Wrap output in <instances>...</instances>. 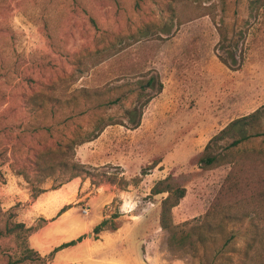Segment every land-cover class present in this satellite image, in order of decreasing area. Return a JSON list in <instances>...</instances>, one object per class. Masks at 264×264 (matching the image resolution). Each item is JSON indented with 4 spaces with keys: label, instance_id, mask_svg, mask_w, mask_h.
Returning <instances> with one entry per match:
<instances>
[{
    "label": "rangeland",
    "instance_id": "1",
    "mask_svg": "<svg viewBox=\"0 0 264 264\" xmlns=\"http://www.w3.org/2000/svg\"><path fill=\"white\" fill-rule=\"evenodd\" d=\"M260 2L0 0V264H49L47 258L38 255L27 257V233L7 232L13 223L21 222L18 212L22 204L30 202L8 198L21 188L33 199L38 190L59 188L73 179L71 170H40L35 164L36 153L71 138H84L100 117L125 119L129 109L155 92L148 87L140 96L135 92L137 79L146 82L150 76H159L163 89L155 97L164 94L167 98L153 101L154 97L145 106L139 137L123 125H111L117 131L106 139L102 153L127 156L134 152L139 155L138 163L145 165L129 167L127 174L112 163L92 165L93 140L76 145L74 159L84 164L80 177L89 178L97 186L108 183L125 190L138 185L156 167L152 164L163 158L148 163L154 141L169 130L196 127V114L191 113L198 111L205 116L198 125L210 129L213 137L233 119L264 105V5ZM222 3L230 25L246 32L241 48L245 62L240 70H231L219 61L215 52L219 33L212 18L205 15L216 4L219 18ZM179 19L185 22L179 23ZM112 50L113 56L90 67L96 55ZM79 67L85 71L78 79L71 78ZM117 96L122 98L119 104L97 108L100 102ZM175 96L193 99L188 101L187 114L169 117ZM197 98H210L211 103L197 102ZM39 101H44V107L36 104ZM185 142L173 144L164 156L175 165L168 175L187 190L173 211L174 222L188 221L189 229L205 223L204 216L231 165L203 169L198 161L204 149L200 145L192 149ZM255 148L264 150V138L244 142L239 149L240 161H252ZM140 196L136 206L152 200L161 210L166 194ZM121 201L116 197L113 205L118 208ZM219 220L217 216V224ZM220 225L214 230L202 225L207 235L203 245L196 242L193 247L188 243L174 251L166 230L169 253L193 264H243L247 242L253 235L250 217L228 218ZM196 236L198 233L191 238Z\"/></svg>",
    "mask_w": 264,
    "mask_h": 264
},
{
    "label": "crops",
    "instance_id": "2",
    "mask_svg": "<svg viewBox=\"0 0 264 264\" xmlns=\"http://www.w3.org/2000/svg\"><path fill=\"white\" fill-rule=\"evenodd\" d=\"M157 98L167 97L161 94L153 101ZM174 98L176 99L172 101L173 108L168 112L169 117L187 114L188 101L193 98L186 96ZM197 99V102L211 103L210 98ZM164 113L167 115V112ZM191 114L192 116L196 114L194 117L198 124L205 117L198 111ZM198 124L196 127H186V130L180 128L176 132L177 128H175L174 131L169 130L159 135L153 143V151L148 156V163L154 159L163 158L158 161L151 173L142 177L138 185H130L125 190L108 183L97 186L89 178L80 176L74 177L59 188L48 189L33 199H30L29 194L22 192L21 188L15 190L13 192L15 194L8 200L30 201L22 204L18 212L19 221L30 227L37 225V222L42 219L45 220L36 231L29 235L30 247L41 257L47 258L49 264H193L187 258H174L169 253L165 241L167 231L160 224L159 203L148 200L138 207L136 201L142 194L151 195L155 182L165 178L168 175L167 171H172L174 168L172 160L168 161V157L164 156L165 150L170 149L173 144L178 145L177 142L185 141L192 149L195 145H200V148L204 149L212 136L209 134L210 129L202 125L199 127ZM142 125L141 123L139 127L128 130L139 137ZM116 131L115 127L108 126L91 142V151H95V156L93 152L90 153L92 158H95L92 165L112 163L125 169L126 171L123 172L125 174L129 173V167L135 169L145 165L144 162L138 163L139 155L137 156L134 152L127 156L102 153L104 147H107L103 145L104 142ZM184 131H187V134ZM116 197L122 200L118 208L113 205ZM65 206L69 208L60 213ZM83 206L90 207L88 215L83 214ZM179 206L180 204L173 211ZM109 218H112L115 227H107L101 232H95V227ZM73 241L75 242L72 243Z\"/></svg>",
    "mask_w": 264,
    "mask_h": 264
},
{
    "label": "trees",
    "instance_id": "3",
    "mask_svg": "<svg viewBox=\"0 0 264 264\" xmlns=\"http://www.w3.org/2000/svg\"><path fill=\"white\" fill-rule=\"evenodd\" d=\"M262 5H264V0L260 2V6ZM216 6V4H213L210 10L205 12V15H209L215 22L219 33V40L215 46L216 55L231 70H240L245 62V52L241 48H243L245 43L246 32L242 30L238 31L234 24L233 26L230 25L225 14L226 6L223 3L222 14L217 18L218 14L214 10ZM183 22L185 20L179 19V23ZM114 53L112 50L99 55L95 54V58L90 60V67L103 63L113 56ZM84 71L85 68H75L74 73L70 76L71 78L78 79V76L82 75ZM158 77L154 75L150 76L146 82L141 79L136 80L138 87L135 92L138 91L140 96L146 93L148 87L155 89V92L146 97L139 105H135L129 109L126 112L125 119H106L104 116L100 117L97 120L96 127L87 132L84 138H71L65 144L59 143L55 147H47L36 153V166L48 173L61 169L71 170V178L80 176V172L84 169V164L75 161L73 155L75 146L96 139L111 125L119 124L129 129L139 127L145 106L163 89V83ZM155 81H157L156 84ZM121 100V96H117L106 102H100L97 104V108L103 106L111 107L119 104ZM36 104L39 107H44L45 105L44 101L36 102ZM258 137L264 138V105H261L245 116L233 119L215 134L206 144L198 161L199 166L203 169H213L224 164L231 165L230 172L225 178L219 194H217L205 214V223L202 225L204 229L214 230L213 228L222 227L220 224L225 219L234 218L236 220H243L245 217H250L254 227L252 231L253 235L247 242L243 264H264V150L261 148L253 149L251 155L254 156V159L252 161H240L241 157L238 156L239 149L244 142ZM156 165L157 162L152 164L153 167ZM113 178L111 177L112 183L115 182ZM42 192H44L43 189L38 190L33 194V198H36ZM186 192V188L175 182L172 175L158 180L151 189L152 195L166 194L161 200L160 224L163 229L169 232L168 243L170 249L173 251L186 247L188 243L193 247L196 242L203 245L207 239V235L201 230L202 225L187 229L186 225L189 223L188 221L181 224L174 222L173 209L179 205L180 201L185 197ZM68 208L69 206L63 207L60 213ZM217 216H220V224H217ZM40 221H42L41 224L31 227H27L23 222H15L8 228L7 232L24 231L29 237L31 232L36 231L45 222L44 219ZM213 221L216 222L214 223ZM107 227H115L112 218L104 219L95 227V232H101V230ZM196 233H198V236L194 239L191 238ZM28 237L26 247L28 252L27 257H32L33 255L41 257L30 247Z\"/></svg>",
    "mask_w": 264,
    "mask_h": 264
},
{
    "label": "built area",
    "instance_id": "4",
    "mask_svg": "<svg viewBox=\"0 0 264 264\" xmlns=\"http://www.w3.org/2000/svg\"><path fill=\"white\" fill-rule=\"evenodd\" d=\"M82 212L85 215H88L90 213V207L89 206H83Z\"/></svg>",
    "mask_w": 264,
    "mask_h": 264
},
{
    "label": "water",
    "instance_id": "5",
    "mask_svg": "<svg viewBox=\"0 0 264 264\" xmlns=\"http://www.w3.org/2000/svg\"><path fill=\"white\" fill-rule=\"evenodd\" d=\"M89 235H91V234H89Z\"/></svg>",
    "mask_w": 264,
    "mask_h": 264
}]
</instances>
